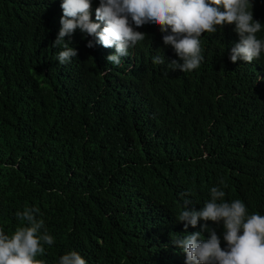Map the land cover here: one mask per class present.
<instances>
[{
	"label": "trees",
	"instance_id": "trees-1",
	"mask_svg": "<svg viewBox=\"0 0 264 264\" xmlns=\"http://www.w3.org/2000/svg\"><path fill=\"white\" fill-rule=\"evenodd\" d=\"M61 3L0 0V228L11 235L16 212L38 207L54 237L44 264L72 250L87 264H186L172 239L205 223L177 220L186 199L200 210L220 187L264 215V52L233 63L235 25L217 26L200 38V67L183 73L165 33L145 24L118 66L115 47L80 29L65 37L77 56L60 65ZM252 3L264 39V0ZM207 223L226 250L222 222Z\"/></svg>",
	"mask_w": 264,
	"mask_h": 264
},
{
	"label": "clouds",
	"instance_id": "clouds-1",
	"mask_svg": "<svg viewBox=\"0 0 264 264\" xmlns=\"http://www.w3.org/2000/svg\"><path fill=\"white\" fill-rule=\"evenodd\" d=\"M91 5L92 0H62L61 28L52 45L63 49L56 55L60 65L77 56V50L65 42V37L80 29L103 47H115L116 54L109 55L107 60L118 66L121 57L128 56L129 49L145 39L147 34L136 30L145 24L157 25L165 33L164 44L172 46L183 61L168 64L172 70L183 73L200 67L204 60L200 38L204 33H216L217 26L235 25L240 40L231 48L233 63L237 60L251 63L264 52V39L257 37L262 24L253 18L252 0H99L96 22L91 18ZM87 46L93 47V42L89 41ZM164 62L159 55L153 58L154 64ZM225 195L220 187H212L210 199L200 210H188L191 201H184V210L177 220L184 222L185 229L205 221L202 231L172 239L186 254V264H264V215H249L242 200L228 202ZM38 213V207L26 206L22 212H16L20 223L11 235L0 228V264H44L36 257L46 254L44 245H53L54 237L48 233L44 219L37 218ZM208 221L218 225L222 222L226 250ZM204 231L210 233V238L203 237ZM59 264H87V261L72 250L60 257Z\"/></svg>",
	"mask_w": 264,
	"mask_h": 264
}]
</instances>
